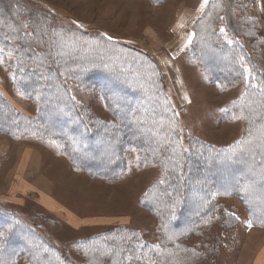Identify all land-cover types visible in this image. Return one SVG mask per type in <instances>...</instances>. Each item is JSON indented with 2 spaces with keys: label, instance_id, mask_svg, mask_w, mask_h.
<instances>
[{
  "label": "trees",
  "instance_id": "trees-1",
  "mask_svg": "<svg viewBox=\"0 0 264 264\" xmlns=\"http://www.w3.org/2000/svg\"><path fill=\"white\" fill-rule=\"evenodd\" d=\"M28 4L0 0V59L12 58V83L22 96L36 101L37 112L33 117L19 112L0 90V133L53 140L75 170L97 179L124 175L128 149L138 153L141 164L161 168V177L141 197V205L160 218V242H140L124 227L94 234L76 243L80 264H213L208 255L219 248L214 228L234 218L219 205L220 197L237 198L250 222L264 227L259 208L264 188L250 187L257 179L264 181V156L255 161L246 157L259 154L264 143V137L258 139L264 102L257 103L264 97V74L240 41L234 37L228 43L218 26L212 27L210 10L195 27L191 58L223 87L239 81L246 85L224 113L244 115L250 123L242 139L226 148L186 139L179 127L180 110L165 91L160 63L149 54L56 24ZM212 10L216 22L219 11ZM66 43L92 50L66 53ZM214 53L224 60L212 59ZM70 83L102 99L113 119L93 118L72 95ZM150 141L159 145L153 148ZM189 237L200 238L197 248L186 245ZM22 260L75 264L35 226L0 209V264Z\"/></svg>",
  "mask_w": 264,
  "mask_h": 264
},
{
  "label": "rangeland",
  "instance_id": "rangeland-1",
  "mask_svg": "<svg viewBox=\"0 0 264 264\" xmlns=\"http://www.w3.org/2000/svg\"><path fill=\"white\" fill-rule=\"evenodd\" d=\"M22 1L47 13L56 24L103 35L157 60L164 73L168 98L180 110L179 127L186 139L196 138L226 148L246 133L250 122L244 115L227 117L224 113L228 104L246 90L245 82L227 87L213 82L200 63L192 60L190 50L195 27L208 9L212 27L217 25V31L228 43H233L234 37L240 41L264 74V0ZM212 8L219 11L217 23ZM64 47L66 53L79 55L92 50L68 43ZM217 56L214 53L211 58L224 60ZM11 65L12 58L0 59L1 93L16 110L33 117L37 112L36 101L17 92L10 78ZM69 88L93 118L113 119L96 94L81 90L75 83H70ZM263 102L264 97L257 101ZM150 105L154 108L156 102ZM262 137L264 126L258 139ZM149 143H153V148L159 145L155 141ZM261 144L259 154L246 156L250 161L264 156V143ZM126 155L128 168L124 175L97 179L75 170L53 140L28 135L13 138L0 133V209L9 210L35 226L75 264L82 262L76 248L78 240L109 230L124 227L133 231L138 241L157 244L161 236L160 218L141 205V197L161 177V168L141 164L134 149H128ZM250 187L254 191L264 188L263 179L252 182ZM218 203L234 218L229 225L214 228L219 248L214 255H208L209 260L213 257V264H264V227L250 222L237 198L220 197ZM260 203L264 212V200ZM199 242V237L185 240L186 245L195 248ZM18 264L26 263L22 260Z\"/></svg>",
  "mask_w": 264,
  "mask_h": 264
}]
</instances>
